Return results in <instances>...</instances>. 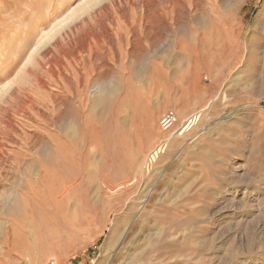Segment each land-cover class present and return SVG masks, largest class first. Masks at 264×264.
Segmentation results:
<instances>
[{"label":"rangeland","instance_id":"rangeland-1","mask_svg":"<svg viewBox=\"0 0 264 264\" xmlns=\"http://www.w3.org/2000/svg\"><path fill=\"white\" fill-rule=\"evenodd\" d=\"M0 264H264V0H0Z\"/></svg>","mask_w":264,"mask_h":264},{"label":"built area","instance_id":"built-area-1","mask_svg":"<svg viewBox=\"0 0 264 264\" xmlns=\"http://www.w3.org/2000/svg\"><path fill=\"white\" fill-rule=\"evenodd\" d=\"M178 118L177 115L172 112V111H168L165 112L161 118H160V125L163 129H169L171 128L173 125H175V123L177 122Z\"/></svg>","mask_w":264,"mask_h":264},{"label":"bare ground","instance_id":"bare-ground-1","mask_svg":"<svg viewBox=\"0 0 264 264\" xmlns=\"http://www.w3.org/2000/svg\"><path fill=\"white\" fill-rule=\"evenodd\" d=\"M158 151H156V153H157ZM156 153H154V154H156ZM157 155V154H156ZM242 156V155H241ZM244 160V159H243ZM247 160V156L245 155V161ZM237 168V167H236ZM242 172V171H241ZM243 173V172H242ZM236 174V173H235ZM247 177H249V176H247ZM245 178V177H244ZM249 179V178H248ZM242 184V183H241ZM255 187V186H254ZM247 188V187H246ZM247 191V190H246ZM250 191V190H249ZM251 192H252V190H251ZM250 194V193H249ZM245 198V197H244ZM260 228V227H259ZM259 231V230H258ZM10 233V232H9ZM114 234H115V229H112L111 231H110V233L108 234V236H107V242H110L112 239H113V236H114ZM248 238V237H247ZM259 245V244H258ZM251 246V245H250ZM258 246H256V248H257Z\"/></svg>","mask_w":264,"mask_h":264}]
</instances>
